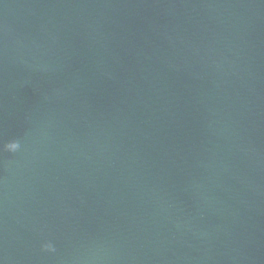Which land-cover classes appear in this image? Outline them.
<instances>
[{
    "label": "water",
    "instance_id": "95a60500",
    "mask_svg": "<svg viewBox=\"0 0 264 264\" xmlns=\"http://www.w3.org/2000/svg\"><path fill=\"white\" fill-rule=\"evenodd\" d=\"M0 264H264V0H0Z\"/></svg>",
    "mask_w": 264,
    "mask_h": 264
},
{
    "label": "clouds",
    "instance_id": "9594fccd",
    "mask_svg": "<svg viewBox=\"0 0 264 264\" xmlns=\"http://www.w3.org/2000/svg\"><path fill=\"white\" fill-rule=\"evenodd\" d=\"M45 250H47V251H51L52 249H51V246H45Z\"/></svg>",
    "mask_w": 264,
    "mask_h": 264
}]
</instances>
